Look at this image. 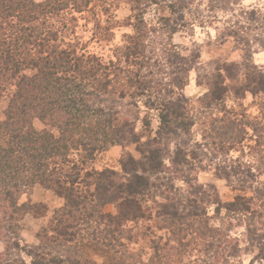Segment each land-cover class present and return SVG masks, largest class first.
<instances>
[{
  "label": "trees",
  "instance_id": "16d2710c",
  "mask_svg": "<svg viewBox=\"0 0 264 264\" xmlns=\"http://www.w3.org/2000/svg\"><path fill=\"white\" fill-rule=\"evenodd\" d=\"M208 1L206 9L215 13L236 10L240 3ZM96 2L105 6L107 0H0V99L7 81L14 86L0 117V238L7 250L24 248L20 221L46 206L23 203L20 197L25 189L41 186L63 204L50 226L38 233L39 245L29 246L35 264H94L85 253L96 249L109 264H147L129 247L137 241L125 236L139 221L167 223L178 237L179 253L201 244L211 262L238 264L239 244L230 246L227 235L210 225L205 203L215 188L199 185L193 174L213 169L243 192L228 202L229 212L250 219L256 217L253 203L262 207L264 190L251 189L252 196L246 195L250 186L245 184L256 178L254 167L246 172L230 153L248 148L263 154L264 105L261 117L244 120L225 101L226 80H235L239 66L249 62L222 64L203 74L208 91L197 99L200 108L193 113L183 90L201 52H182L173 37L193 24L190 16L203 19L204 1L128 0L132 32L124 34L109 60L79 51L78 37L67 40L75 33L69 25L77 19L74 13ZM152 5L161 10L156 22L145 17ZM247 14L248 32L260 29L264 37L258 11ZM246 33L227 25L219 36L223 41L232 37L246 49L251 44ZM246 69L244 88L264 95V69ZM35 119L45 127L37 128ZM196 125L200 139L194 136ZM254 137L255 144H246ZM130 144L137 145L139 156L125 153L120 170L86 167L101 151ZM109 202L116 203V213L105 211ZM258 213L264 226V211ZM248 234L256 252L251 264H264L263 227H249ZM145 238L149 248L156 246L153 238Z\"/></svg>",
  "mask_w": 264,
  "mask_h": 264
},
{
  "label": "rangeland",
  "instance_id": "374dc122",
  "mask_svg": "<svg viewBox=\"0 0 264 264\" xmlns=\"http://www.w3.org/2000/svg\"><path fill=\"white\" fill-rule=\"evenodd\" d=\"M203 1L202 8L206 10L203 12V19H200L196 15L190 16L189 21L193 24L173 37V43L178 44L183 49L182 52L188 53L194 49L201 52L200 62L190 71L189 83L183 90V93L191 100V111L197 113L200 108L197 99L208 91L209 84H206L207 80L205 77H202L203 74L214 71L216 67L222 64H239L244 61L249 62L248 66H239L235 73V75L237 74L236 79L226 80L229 89L225 95V101L227 106L233 109L240 119L251 120L252 117H261L264 95L255 96L246 90L244 85L248 81L245 74L246 68H251L254 65L259 70L264 69V47L261 44V39L264 37L261 35L260 29L248 32L251 24L247 20V12L249 13L252 9H256L260 21L264 22V18H261L264 17V0H239L240 3L234 5L236 10L233 9L228 13L210 11L205 7L209 1ZM92 4L93 7L91 9L81 13H74L77 19L76 21H70L69 25L71 24L73 28L75 27V33L67 36V40L78 37L80 40L79 51L96 53L103 59L109 60L114 58L115 48L122 44L124 34L132 32V27L128 26L127 23L133 12L128 0H115L114 2L107 0V3L104 5L110 8L109 12H106L105 6L101 5L100 2ZM160 11L159 8L152 5L148 8L145 17L149 22H156ZM99 20L101 22L100 25H98ZM227 25L242 29L243 33L247 32L246 35L251 39L250 48L246 47L245 49L242 44L232 37L223 41L219 34L222 27H227ZM245 57L249 61L245 60ZM235 88L241 89L240 92H237L238 89ZM13 90L14 86L10 85L7 81L0 99L1 118L5 116V110ZM158 124L159 120L155 116L153 119L154 129L157 128ZM34 125L39 129L45 127V124L39 119L34 120ZM199 128V125L194 127V136L197 139L201 138ZM251 134L253 137V130H251ZM247 143L251 145L255 144V137ZM125 153H131L138 157L137 145L111 146L107 150L98 153L95 158L86 164V167L89 170L93 168L101 170L106 167L120 170L122 168L121 159ZM230 154L234 159L239 158L243 162L245 171L250 168L249 166L254 167L253 171L256 178L245 184V186H250V190L246 195L252 196L251 189L256 192H263L264 164L262 163H264V152L262 155H255L248 148H245L243 151L237 148ZM193 176L199 185L208 188L213 186L215 188V194L212 193L213 195L209 197L210 201L205 203L208 215L211 218L210 225L215 229L221 230L224 235H227V239L231 242L230 246L239 244L240 250L235 258V260L240 261L238 264H251V261L256 256V252L250 244L251 240L248 229L249 227L254 228L258 226L263 227L264 232V226L260 223L261 218L258 213L261 210L264 211V201L262 200L260 203L261 205L263 204L262 207L257 202L253 203L252 209H257L254 212L256 217L252 215L250 219L248 216L243 215L242 212H229L226 208L228 202L234 201L243 192L233 187L224 177H219L213 169L198 170ZM176 183L184 188L186 187L181 180L176 181ZM256 188L259 190H256ZM205 198L206 200L208 199L207 197ZM20 201L23 203L43 204L46 207L43 208L42 205L38 206L36 212L40 214L35 212L28 213L20 221L22 225L20 242L24 248L16 250L11 247L10 250H7L6 242L0 238V264H9V261H12V264H35V259L28 255V250L33 245H39L38 233H42L45 228L50 226L54 212L63 204V199L41 186L25 189L20 197ZM218 202H220V205ZM105 211L116 213V203H107ZM261 222L264 223V221ZM145 224L146 226L143 227ZM129 225L133 224L129 223ZM148 225L151 226L149 229ZM166 226L168 224L164 221H139V225L134 227L132 232H126V237H132L134 241H137V243L130 244L129 246L131 250L139 254L137 258L141 257L146 263L148 262L147 264H227L223 260L216 262L217 259L211 262L210 256H207L202 251L204 247L201 244L192 245L184 253H179L178 237L171 228H166ZM201 226H204V224ZM215 232L213 231L211 235H214ZM143 237H146L145 239L153 238L156 246L149 248L148 245L150 243L143 241ZM85 257H89L94 264H109L107 257L101 255L97 249L94 251L88 250L85 253ZM197 260L199 261L197 262ZM47 263L53 264L52 262Z\"/></svg>",
  "mask_w": 264,
  "mask_h": 264
}]
</instances>
